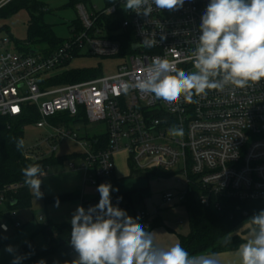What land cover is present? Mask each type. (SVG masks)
I'll use <instances>...</instances> for the list:
<instances>
[{
	"label": "built area",
	"instance_id": "built-area-1",
	"mask_svg": "<svg viewBox=\"0 0 264 264\" xmlns=\"http://www.w3.org/2000/svg\"><path fill=\"white\" fill-rule=\"evenodd\" d=\"M9 1L1 0L0 8ZM209 2L185 0L179 10L154 8L148 17L125 11L124 0H114L93 12L78 3L82 29L73 28L72 35L51 52H40L39 48L33 53L15 45L9 49L6 44L12 39L0 38V115L19 117L28 106H34L40 119L32 124L50 131L41 142L24 146V157L39 161L56 153L59 141L67 139L81 147L78 166L84 171L86 183L98 186L113 176L116 153L126 151L135 168L175 169L179 181H185V189L164 195L165 204L183 202L191 191L196 192L202 205L219 210L222 198L247 203L263 199L264 80L244 89L228 85L223 91L208 90L207 96L194 97L193 103L181 98L176 111L151 94L134 87L125 91L123 87L141 78L156 57L168 59L178 70L194 71L191 54ZM120 12L126 15L121 31L131 30V39L117 38L121 31H110L105 22L98 24L102 16ZM145 35L156 41L153 47L142 45ZM81 56L122 57L125 61L109 76L97 74L75 82H54L76 70L69 66ZM62 113L75 120H53ZM84 117L90 122L105 121L106 133L92 139L81 136L73 123ZM171 127L182 128L183 137L170 136ZM41 143L46 144L48 152L41 151ZM75 167V163L70 164V168ZM23 185L9 184L0 193V225H7V231L0 227L2 232H10L11 219L14 227L22 225L17 210L7 208L5 202ZM151 215L137 212L145 229L152 227Z\"/></svg>",
	"mask_w": 264,
	"mask_h": 264
},
{
	"label": "clouds",
	"instance_id": "clouds-1",
	"mask_svg": "<svg viewBox=\"0 0 264 264\" xmlns=\"http://www.w3.org/2000/svg\"><path fill=\"white\" fill-rule=\"evenodd\" d=\"M184 4L185 0H124L123 9L148 17L154 8L171 12ZM199 28L201 34L191 54L194 71L178 70L168 59L156 57L134 84L123 85L124 90L134 87L176 111L181 98L193 103L194 97L207 96L208 90L223 91L228 85L244 89L264 80V0H210ZM155 44V40L144 36V47ZM168 134L183 137L184 131L171 127ZM16 146L22 148L23 141L18 140ZM21 172L36 199L42 198L41 178L47 175L43 167L29 164ZM97 191V204L87 209L78 205L72 214L69 243L78 254L72 264H220L215 253L190 255L180 243L167 249L156 246L154 234L145 230L138 217L113 205L111 192L118 188L104 182ZM56 203L58 206V198ZM249 221L253 228L237 255L241 264H264V210L253 214ZM0 227L7 231V225ZM5 251L13 255L11 264H21L27 258L17 255L12 245ZM37 264L46 262L41 259Z\"/></svg>",
	"mask_w": 264,
	"mask_h": 264
},
{
	"label": "rangeland",
	"instance_id": "rangeland-1",
	"mask_svg": "<svg viewBox=\"0 0 264 264\" xmlns=\"http://www.w3.org/2000/svg\"><path fill=\"white\" fill-rule=\"evenodd\" d=\"M43 1L46 9L44 13L45 22L53 27L56 35L61 40L68 39L72 35V29L79 19V10L76 7L78 3L84 4L89 12L98 11L106 5V0ZM28 20L29 13L26 9H22L8 18H0V38L13 37L12 39L15 41L25 39L27 37ZM10 34L12 36H9ZM14 40L6 44V47L12 49L15 45ZM39 46L36 49L40 48L41 52L45 50L47 45ZM124 61L125 59L122 57L81 56L73 59L69 67L80 70L86 69L90 72H95L100 69L103 75L109 76L114 74L118 65L122 64ZM73 127L79 131L81 136H88L90 139H92L94 135H104L107 131V123L105 121L90 122L86 117L78 119L77 122L73 123ZM49 132V130L38 128L34 124H30L25 128L24 146L27 147L41 142ZM41 146L42 152H48L49 148L45 143H41ZM79 152H81L79 144L75 141L66 139L59 141L56 154L68 155ZM130 158L131 157H129L126 151L116 153V173L105 180V182L111 183L114 189H119V191L111 192L113 205H118L122 209L128 206L126 212L133 218H137V212L140 210L152 214L150 221L153 225L151 229L145 230L154 234L153 239L156 246L167 249L176 243H180L179 236L187 235L190 230L186 207L181 201L165 204L164 195L168 192L178 193L185 189V181H179L178 178L180 175L174 173L175 169L152 168L149 170H139L135 168V163ZM71 163H75L76 166H78L80 160L75 157L62 164L53 165L48 170L44 187L47 194L49 193L48 191H54L61 187V189H65V187L69 186L72 182L74 183L75 180L77 181L80 179L79 173L75 174L70 172ZM132 168L137 169V172L132 173ZM73 185L74 184H72V186ZM83 191L89 203L97 204L99 202L100 194L97 191L96 185L87 182ZM118 197H122V200L118 201ZM78 205L82 206L80 199L73 198L61 201L58 206L56 205L53 207L51 213L50 208H46L44 198L36 199V197L33 196L31 207L17 210L18 217L20 218L19 220L22 224L24 222V224L20 229H15L9 236L7 242L0 247V264H11L13 255L5 251L8 245H12L17 249V247L23 243V235L27 233L28 230L34 231L31 230L33 226L38 225V227H41L45 223V221L40 220L41 214L44 215L46 221L51 219L56 223H70L72 214ZM250 205V217H252L253 214L264 210V199H254L251 201ZM156 208H159V211L156 212ZM238 231L244 234L245 237H248L251 230L241 228ZM236 250L238 252L239 248ZM236 250L232 251L235 252ZM68 255L72 260H75L78 256L75 251L69 252ZM54 256H48V258L45 259L46 264L53 261L56 258V255ZM219 262L220 264H241V259L237 253H234L226 256L223 260H219Z\"/></svg>",
	"mask_w": 264,
	"mask_h": 264
},
{
	"label": "trees",
	"instance_id": "trees-1",
	"mask_svg": "<svg viewBox=\"0 0 264 264\" xmlns=\"http://www.w3.org/2000/svg\"><path fill=\"white\" fill-rule=\"evenodd\" d=\"M114 0H106V7L111 5ZM26 9L29 13L27 23V37L23 40H14L15 46L24 51H32L39 45L45 46V51L51 52L56 49L63 40L59 39L53 27L45 22V3L43 0H11L0 8V18H8L12 14ZM126 18L124 13H118L114 16H102L99 18L98 24L102 25L105 22L106 27L110 31H121V21ZM5 27V26H4ZM75 30H81L82 24L78 19L73 27ZM9 36H12L11 34ZM116 36V35H115ZM118 36H126L131 39L132 32L121 31ZM133 40V37H132ZM39 46V47H40ZM102 74L101 70L90 72L86 69H76L54 82H75L91 75ZM25 114L19 117H4L0 115V193L5 186L12 183L22 182L24 185L15 194L8 195L5 202L7 208L19 210L32 206V191L25 185L21 169L29 164H40L43 169L56 164H62L69 159L78 156L77 153L68 155L51 154L39 161H32L24 157V141L25 128L35 121L40 119L39 112L36 107L28 106ZM53 120H64L68 123L75 119L67 113H62L53 118ZM23 141V147L17 148L16 142ZM132 173L137 172V169L132 168ZM139 171V170H138ZM68 197V196H67ZM70 197V196H69ZM64 199L65 197L46 198L45 202L50 203ZM17 200L12 204V200ZM222 208L219 210L214 206L202 205L196 198V192L191 191L187 194L186 200L183 201L188 222L189 233L180 235V244L189 252L190 255L221 253L226 251L236 250L245 242L244 234L238 233L237 230L243 226L251 216L250 205L236 198L219 199ZM95 203H84L87 209ZM128 207V206H127ZM127 207L123 209L127 211ZM13 219L11 224L13 225ZM153 225V224H152ZM41 232L48 240L49 247L40 250L36 247L34 238H29L23 245L17 249L18 255H27L26 259L21 261V264H37L41 259L58 252H70L71 223L53 224L46 221L41 227ZM244 233V231H243ZM10 232L0 231V247L3 246ZM71 259L55 263V264H72Z\"/></svg>",
	"mask_w": 264,
	"mask_h": 264
},
{
	"label": "crops",
	"instance_id": "crops-1",
	"mask_svg": "<svg viewBox=\"0 0 264 264\" xmlns=\"http://www.w3.org/2000/svg\"><path fill=\"white\" fill-rule=\"evenodd\" d=\"M70 172H73L75 174H78L79 173L78 175H80L79 176L80 179L77 180V181L75 180L74 183L72 182L69 186L65 187V189H61L62 188L61 187L60 189H55L54 191H48L49 192L48 194L45 192V189H44V187H45V178L48 175V172H46L47 175L44 177V179L42 181V186H41V191L44 193V195H43L42 198H44V200H45V197L46 198H51V197H65L64 199H60L59 202L65 201V200H69V199H73V198L80 199L81 205L84 207V203H87L88 202V200L86 199L85 193H83L84 192L83 191L84 190V187L86 185V182L84 180V177H85L84 171L79 166H76L75 168H71ZM115 173H116V169H115ZM115 173H114V175H115ZM72 184H74V185L72 186ZM77 185H78V187H77ZM32 194H33V192H32ZM32 196H34V195H32ZM32 201H33V197H32ZM250 203L251 202H249V205H250ZM56 205H57L56 201H53V202H50V203H46V208L47 209L50 208V211L52 213L53 207H55ZM250 209H251V205H250ZM41 216H43V220L42 221H45L46 222V218L44 217V215L41 214L40 217ZM17 219L18 220L20 219L18 217V214H17ZM47 221L48 222H51L53 224H57L56 222H53V220H51V219H48ZM23 224H24V222H23ZM23 224L20 227H18V228L14 227L11 224L10 233L12 234L15 229H20L21 227H23ZM252 227H253V225H251V223H250V221L248 219V221L242 227L238 228V230L241 229V228H245L247 230H251ZM31 230H34V231H29L28 230L27 233H25L23 235V243L21 245H23L29 238L33 237L34 238L35 245H36V247L38 249H40V250L47 249L49 247V243H48V240L46 239V237L44 236V234L41 232L40 227H38V225L37 226H33V228ZM238 230H237V232L238 233H241ZM244 238H245V242L244 243H246L247 240L249 239V235H248V237H245V235H244ZM19 247H17V249ZM17 249H16V252H17ZM73 251H75L74 248H72V250L70 252H73ZM234 253H237V250L235 252H233V251H228L227 252L226 251V252L216 253V256H217V258L219 260H223V259H225L226 256L232 255ZM68 254H69L68 252H58V253L52 254V255H50V257L56 255V258L53 261L48 262L47 264H55V263H59V262L65 261L67 259H71L72 260V258ZM17 255H18V253H17ZM45 259L46 258H44L43 260H45ZM72 261H74V260H72Z\"/></svg>",
	"mask_w": 264,
	"mask_h": 264
},
{
	"label": "water",
	"instance_id": "water-1",
	"mask_svg": "<svg viewBox=\"0 0 264 264\" xmlns=\"http://www.w3.org/2000/svg\"><path fill=\"white\" fill-rule=\"evenodd\" d=\"M138 46H135L134 48L136 49ZM37 51V49H33L32 50V52L34 53V52H36ZM17 202V200H12V204H15Z\"/></svg>",
	"mask_w": 264,
	"mask_h": 264
}]
</instances>
